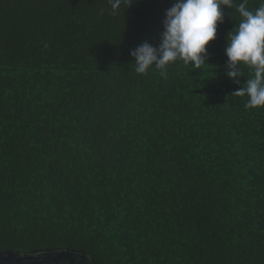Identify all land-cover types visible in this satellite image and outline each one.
<instances>
[{
    "label": "trees",
    "instance_id": "obj_1",
    "mask_svg": "<svg viewBox=\"0 0 264 264\" xmlns=\"http://www.w3.org/2000/svg\"><path fill=\"white\" fill-rule=\"evenodd\" d=\"M131 2L0 0V254L264 264V106L236 94L252 69L224 68L243 0L207 63L166 75L130 51L159 44L174 0Z\"/></svg>",
    "mask_w": 264,
    "mask_h": 264
},
{
    "label": "clouds",
    "instance_id": "obj_2",
    "mask_svg": "<svg viewBox=\"0 0 264 264\" xmlns=\"http://www.w3.org/2000/svg\"><path fill=\"white\" fill-rule=\"evenodd\" d=\"M122 2L125 0H109L113 13ZM132 3L133 0L128 7ZM246 5L247 0L235 5L241 19L226 35L224 68L227 77L236 84L243 77L240 65L253 70L252 77L236 94L248 97L246 108H257L264 106V0L255 11ZM233 6L234 0H174L165 10L159 44L145 41L130 51L135 71L146 74L155 67L161 75H166L167 66L177 60L194 69L200 68L207 63V46L216 39L218 25L225 20L224 10Z\"/></svg>",
    "mask_w": 264,
    "mask_h": 264
},
{
    "label": "rangeland",
    "instance_id": "obj_3",
    "mask_svg": "<svg viewBox=\"0 0 264 264\" xmlns=\"http://www.w3.org/2000/svg\"><path fill=\"white\" fill-rule=\"evenodd\" d=\"M66 252H41L38 254L27 253L26 255L0 256V264H57L59 261L69 258Z\"/></svg>",
    "mask_w": 264,
    "mask_h": 264
},
{
    "label": "water",
    "instance_id": "obj_4",
    "mask_svg": "<svg viewBox=\"0 0 264 264\" xmlns=\"http://www.w3.org/2000/svg\"><path fill=\"white\" fill-rule=\"evenodd\" d=\"M6 255L10 257V256H15L16 254H13V253H7ZM0 256H4V254H2V255L0 254Z\"/></svg>",
    "mask_w": 264,
    "mask_h": 264
},
{
    "label": "bare ground",
    "instance_id": "obj_5",
    "mask_svg": "<svg viewBox=\"0 0 264 264\" xmlns=\"http://www.w3.org/2000/svg\"><path fill=\"white\" fill-rule=\"evenodd\" d=\"M193 72V71H192Z\"/></svg>",
    "mask_w": 264,
    "mask_h": 264
}]
</instances>
